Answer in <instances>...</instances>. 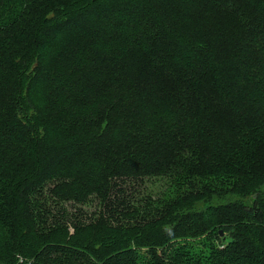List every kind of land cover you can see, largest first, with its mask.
Returning a JSON list of instances; mask_svg holds the SVG:
<instances>
[{
    "label": "trees",
    "instance_id": "1",
    "mask_svg": "<svg viewBox=\"0 0 264 264\" xmlns=\"http://www.w3.org/2000/svg\"><path fill=\"white\" fill-rule=\"evenodd\" d=\"M0 264H264V0H0Z\"/></svg>",
    "mask_w": 264,
    "mask_h": 264
},
{
    "label": "rangeland",
    "instance_id": "2",
    "mask_svg": "<svg viewBox=\"0 0 264 264\" xmlns=\"http://www.w3.org/2000/svg\"><path fill=\"white\" fill-rule=\"evenodd\" d=\"M98 204L96 203V201H92L86 205H82L83 211L84 213L89 216L90 214H92L94 211L97 210V206ZM70 208V207H68Z\"/></svg>",
    "mask_w": 264,
    "mask_h": 264
}]
</instances>
